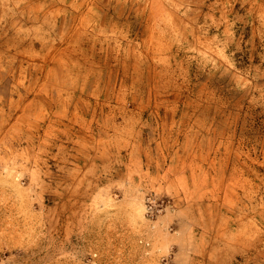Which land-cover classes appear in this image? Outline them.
I'll list each match as a JSON object with an SVG mask.
<instances>
[{
  "label": "rangeland",
  "instance_id": "374dc122",
  "mask_svg": "<svg viewBox=\"0 0 264 264\" xmlns=\"http://www.w3.org/2000/svg\"><path fill=\"white\" fill-rule=\"evenodd\" d=\"M0 264H264V0H0Z\"/></svg>",
  "mask_w": 264,
  "mask_h": 264
}]
</instances>
